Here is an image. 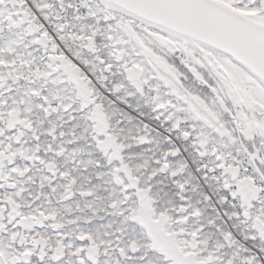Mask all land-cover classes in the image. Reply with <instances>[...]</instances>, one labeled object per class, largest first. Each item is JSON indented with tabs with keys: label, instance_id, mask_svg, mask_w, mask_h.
Returning <instances> with one entry per match:
<instances>
[{
	"label": "snow or ice",
	"instance_id": "6c2138e0",
	"mask_svg": "<svg viewBox=\"0 0 264 264\" xmlns=\"http://www.w3.org/2000/svg\"><path fill=\"white\" fill-rule=\"evenodd\" d=\"M0 264H264V0H0Z\"/></svg>",
	"mask_w": 264,
	"mask_h": 264
}]
</instances>
